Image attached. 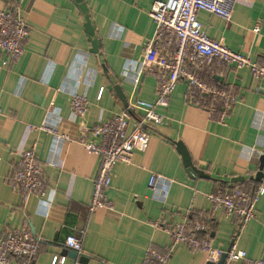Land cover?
<instances>
[{
    "label": "crops",
    "instance_id": "obj_1",
    "mask_svg": "<svg viewBox=\"0 0 264 264\" xmlns=\"http://www.w3.org/2000/svg\"><path fill=\"white\" fill-rule=\"evenodd\" d=\"M83 1L100 41L97 54L91 53L85 18L72 0H0V9L26 18L28 28L23 55L16 62L0 53V238L8 229L29 227L40 239L32 264H51L54 256L63 258L61 264L80 262L81 257L86 259L82 264H145L149 248L170 247V237L155 227L157 221L176 224L203 212L212 245L226 250L235 239L250 261H264V194L255 205V217L242 225L212 211L208 200L233 177L244 181L230 186H260L250 178L264 156V80L253 78L248 69L212 65L201 70L204 82L233 90L236 104L223 118L220 112L211 117L188 105L186 84L179 82L168 107L155 109L163 122L145 127L147 150L114 167L106 193L112 210L101 207L88 213L100 159L79 142L99 143L88 128L125 110L115 86L135 122L144 111L131 106L155 102L156 77L141 71V63L155 33L149 9L153 2L166 0ZM196 19L209 39L260 62L264 0H236L229 22L203 11ZM257 26L259 32L253 34ZM74 93L88 101L85 115L75 120L70 106ZM177 142L208 179L188 176ZM30 149L42 166L47 195L43 201L31 196L22 203L9 178L20 154ZM261 172L264 179V166ZM152 174L163 178L156 185L160 195L148 188ZM80 229H85L83 254L74 258L64 242ZM206 261L205 253L178 246L167 264Z\"/></svg>",
    "mask_w": 264,
    "mask_h": 264
},
{
    "label": "built area",
    "instance_id": "obj_2",
    "mask_svg": "<svg viewBox=\"0 0 264 264\" xmlns=\"http://www.w3.org/2000/svg\"><path fill=\"white\" fill-rule=\"evenodd\" d=\"M235 2L236 0H166L152 3L148 15L155 25V33L153 40L146 45L141 71L156 77V99L152 105L131 106L144 111L139 121H133L125 109L109 120L99 119L88 128V132L99 143L84 140L79 142L100 159L87 207L89 214L101 207L112 210L106 193L111 185L114 167L118 163H131L134 152L144 153L147 150L149 134L144 127L163 122L164 116L155 112V109L168 107L169 98L179 82L186 84L185 101L188 105L202 109L211 117L220 112L223 118L236 104L233 90L204 82L200 77L202 69L212 65L233 66L238 70L248 69L253 78L264 80V55L257 63L229 50L222 43L209 39L196 19L197 13L203 11L229 22ZM26 21V18L20 17L16 12L0 9V53L10 63L16 62L23 55L28 37ZM258 32V26L252 30L253 34ZM171 47L173 50L168 53ZM70 106L71 118L80 119L87 111L88 101L85 95L74 93ZM42 174V166L35 151H23L17 169L9 178L10 188L20 196L22 203H26L31 196L37 197L39 201L44 200L47 191ZM160 180H163L160 175L150 176L148 188L152 193L161 194L162 190L159 191L156 186ZM166 192L163 191V194ZM263 194L264 186L261 184L253 190L229 185L208 195V200L212 211H221L226 217L236 219L242 225L255 217V205ZM46 205L51 206L50 203ZM205 217L201 212L197 219L191 221L176 224L165 220L157 221L155 227L169 235L170 247L166 251L149 248L145 253L144 263L167 264L173 249L183 246L193 252L205 253L207 261L212 263H217L225 253L223 264H264L263 260L250 261L246 252L237 248L235 241L228 251V248L224 250L212 245L209 240L210 226ZM84 236L85 229H80L77 235H69L65 239L64 246L81 257ZM39 244L40 239L27 226L8 229L0 238V264H10L13 260L19 264H32L39 253ZM61 263L63 258L59 256H54L51 261V264ZM74 264L82 263L76 261Z\"/></svg>",
    "mask_w": 264,
    "mask_h": 264
},
{
    "label": "water",
    "instance_id": "obj_3",
    "mask_svg": "<svg viewBox=\"0 0 264 264\" xmlns=\"http://www.w3.org/2000/svg\"><path fill=\"white\" fill-rule=\"evenodd\" d=\"M72 1L78 6V8L80 9L81 13L83 14V16L85 18L84 29H85V33L89 39V42L91 43V47H92L91 53L97 54L99 47H100V41L97 39V34L95 33L94 27L91 25L87 7H86L83 0H72ZM114 90L116 92V96L118 97V99L122 102L125 109L130 113V109L128 108L127 102H126L125 98L123 97L119 87L115 86ZM176 148L182 157L183 165H184L189 177H191V178L198 177V178H206V179L209 178L208 175H205V173L203 171H200L199 169H197L193 165L191 158H190L187 150L182 145V143L177 142ZM263 166H264V156H262L260 159V165L258 168V172L255 174L254 177H251L250 180H253L255 182H258L259 184L264 185L263 173L261 172L263 170ZM243 181H244V179L242 177H233V178L229 179V181H223V183L229 184V185H233V184L235 185L237 183H242ZM234 241L235 240H232L230 242L227 251L230 249V247L232 246ZM71 253H72V256L74 258L77 257V254L75 252H71ZM225 258H226V254L223 253L217 263H212L210 261H206L205 264H223ZM79 261L81 263H85L86 259L81 257Z\"/></svg>",
    "mask_w": 264,
    "mask_h": 264
},
{
    "label": "trees",
    "instance_id": "obj_4",
    "mask_svg": "<svg viewBox=\"0 0 264 264\" xmlns=\"http://www.w3.org/2000/svg\"><path fill=\"white\" fill-rule=\"evenodd\" d=\"M257 186H258V184H253V187L251 188V190L255 189ZM219 189H221V188H219Z\"/></svg>",
    "mask_w": 264,
    "mask_h": 264
}]
</instances>
